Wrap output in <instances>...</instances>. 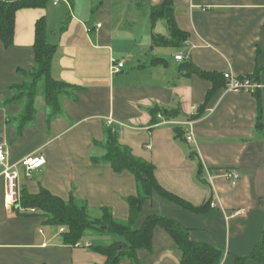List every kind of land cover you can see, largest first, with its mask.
I'll return each instance as SVG.
<instances>
[{"label": "crops", "instance_id": "1", "mask_svg": "<svg viewBox=\"0 0 264 264\" xmlns=\"http://www.w3.org/2000/svg\"><path fill=\"white\" fill-rule=\"evenodd\" d=\"M163 1L58 0L54 5L49 0L44 7L17 10L12 45L0 41V143L11 164L30 155L45 158L29 175L15 166L18 191L36 194L45 188L64 200L73 195L90 210L99 214L106 207L117 222L126 223L127 198L139 192L134 175L92 161L103 154L97 144L111 117L117 128L123 124L119 142L153 165L163 188L195 206L208 198L215 204L194 213L153 194L134 227L150 214L163 215L188 228L191 240L222 248L220 264H235L264 240V86L256 94L232 92L219 81L197 117L213 82L192 68L239 77L258 74L264 84V0H170L173 21L187 34L179 46L169 40L164 19H151V7ZM42 17L47 41L55 46L50 75L76 88L61 95L53 112L38 85L33 115L19 129L24 103L12 99L34 66L35 22ZM179 52L186 57L176 61ZM112 58L125 60L121 72L110 73ZM153 108L173 115L158 113L153 122ZM188 119L194 120V147L179 134L178 126ZM222 169L238 172L235 186L219 174ZM4 197L0 174V264L105 262L92 249L106 245L105 234L94 242L83 237L80 242L90 247L63 245L59 230L43 217L19 215V203L6 205ZM237 210L240 215L226 219ZM135 255L138 264H179L181 258L160 227L153 230L151 249H137ZM118 264L135 263L124 256ZM243 264L264 261L247 258Z\"/></svg>", "mask_w": 264, "mask_h": 264}, {"label": "trees", "instance_id": "2", "mask_svg": "<svg viewBox=\"0 0 264 264\" xmlns=\"http://www.w3.org/2000/svg\"><path fill=\"white\" fill-rule=\"evenodd\" d=\"M48 1L0 0V41L5 47H9L13 43L16 11L22 8L44 7ZM150 16L153 21L156 19L165 20L170 33L169 40L174 46H179L183 43L187 34L181 31L174 23L170 0H164L161 4L151 7ZM32 47L34 66L32 70L26 72L25 76L28 81L17 87L19 94L12 99V101L24 103V110L20 117L23 121L19 125V129L33 115L35 89L38 85H41L46 104L53 112L58 109L61 95L72 93L76 88L65 82L56 81L50 75L51 58L55 46L47 41V27L44 17L37 19L35 22ZM157 60L161 62L162 58H157ZM192 70L197 72L200 77L213 82L212 88L206 94L204 103L198 109L196 115L198 117L204 113L205 106L218 88L219 81H224L225 86V79L221 74L205 72L195 68H192ZM247 77L257 82H262L258 74ZM258 90L254 93L256 94ZM158 113L163 114L165 117L173 115L172 111L153 108L151 110L154 118L153 122L157 121ZM178 127L180 128L179 134L185 140L184 127ZM97 145L103 150V154L92 156V161L108 163L115 172L128 170L134 175L138 183V194L127 198L129 218L126 223L117 222L106 207L100 208L97 216H92L86 202L75 198L73 195L64 200L45 188H40L36 194H30L24 189H20L17 202L23 211H19L16 208V212L24 216L43 217L45 219L44 223L54 227L57 231L63 227V231L59 232V235L61 243L67 246H74L91 232L98 235L111 233L116 237L111 243L92 246L94 251L105 256L106 260L103 264H118L124 256H128L135 264H138L135 253L140 248L151 249L155 227L165 230L177 245L181 252L179 264L221 263L223 258L222 248L209 243L191 240L189 238V229L171 218L160 214H150L139 227H134L135 219L144 201L153 194L194 213H204L210 210L211 198L205 200L201 205L195 206L163 188L154 176L153 165L135 156L127 146L121 144L114 126H105L104 139ZM190 155L194 157V152ZM197 173L199 178L202 179L203 168L201 164H198ZM30 208H34V211L30 212ZM121 245L126 246V248L121 249ZM247 258L256 259L259 262L264 261V240L256 246L251 254L237 257L235 264H243Z\"/></svg>", "mask_w": 264, "mask_h": 264}, {"label": "built area", "instance_id": "3", "mask_svg": "<svg viewBox=\"0 0 264 264\" xmlns=\"http://www.w3.org/2000/svg\"><path fill=\"white\" fill-rule=\"evenodd\" d=\"M51 2L56 5L58 0H51ZM100 26V25H97ZM186 55L183 52H179L174 56L176 61H180L184 59ZM125 60H118L112 58L110 61V73L116 74L122 71L124 67ZM223 77L225 79V88L227 91L232 92H246V93H254L256 90L262 88L264 84L262 82H257L250 77L247 76H235L231 72H223ZM193 110H196V107H193ZM160 117V115H158ZM115 121L111 117H107L106 125L114 126V130L119 133L120 127L123 125L122 123H117L118 128L115 126ZM181 126L184 127V138L185 142L191 146L196 145L195 141V134H194V120L188 119L181 123ZM45 163V158L43 155H30L23 157L17 163L11 164L8 161V153L4 143H0V174L4 179V188H5V203L6 205H13L17 201V186H16V179H17V172L15 170L16 165L22 166L26 171L27 175L33 169H36L42 166ZM219 174L225 177L231 186H235L239 180V174L235 170L229 169H222L219 171ZM208 179L211 178V174H208ZM211 207H215V204L211 202ZM34 211V209H32ZM241 214V211L237 210L234 211L231 215L227 216L226 219L236 217ZM59 231H63V227L59 229ZM74 246H83V247H90L91 244L89 242L82 243L77 242Z\"/></svg>", "mask_w": 264, "mask_h": 264}, {"label": "rangeland", "instance_id": "4", "mask_svg": "<svg viewBox=\"0 0 264 264\" xmlns=\"http://www.w3.org/2000/svg\"><path fill=\"white\" fill-rule=\"evenodd\" d=\"M90 214L92 215V216H96L98 213H97V211H94V210H90ZM103 237V236H102ZM84 238H86V239H90L91 241H97V240H99L101 237L98 235V234H95L94 232H91L89 235H87L86 237H84ZM83 238V239H84ZM82 239V240H83ZM102 239V238H101ZM103 239H104V241H102V242H104V244H109V243H111L114 239H116V237L114 236V235H112L111 233H106L105 234V236L103 237Z\"/></svg>", "mask_w": 264, "mask_h": 264}, {"label": "water", "instance_id": "5", "mask_svg": "<svg viewBox=\"0 0 264 264\" xmlns=\"http://www.w3.org/2000/svg\"><path fill=\"white\" fill-rule=\"evenodd\" d=\"M104 229H106V227H104ZM120 248H121V249H122V248H126V246L121 245Z\"/></svg>", "mask_w": 264, "mask_h": 264}]
</instances>
